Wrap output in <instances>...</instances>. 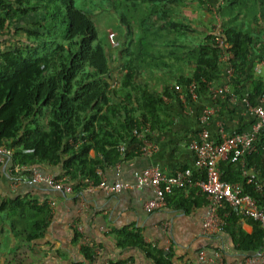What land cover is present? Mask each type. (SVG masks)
Instances as JSON below:
<instances>
[{
	"label": "crops",
	"instance_id": "crops-1",
	"mask_svg": "<svg viewBox=\"0 0 264 264\" xmlns=\"http://www.w3.org/2000/svg\"><path fill=\"white\" fill-rule=\"evenodd\" d=\"M227 5L228 0L223 7ZM233 13L244 14L256 26L264 24L256 12L254 16L244 9ZM231 15L220 19L228 21ZM195 23L197 26L180 30L178 36L183 41L192 35L200 38L196 44L178 48L177 52L171 48L164 55L150 44L144 50L137 42L125 53L133 68L132 81L160 99L155 122L146 123V141L154 148L151 154L143 155L128 143H121L118 148L126 149L125 156L113 164L94 167L97 182H119L125 188L107 192L97 182L84 179L79 191L60 193L42 183L29 182V175L14 172L8 159L0 162V201L19 198L21 203L30 202V206L24 204L8 213L0 211V264H156L155 258L161 262L160 257L165 264H206L198 252L202 250L205 257H210L214 249L220 250L224 264H258L260 245L252 221L234 217L224 222L219 232L207 235L201 228L207 204L197 188L173 190L163 207L147 212L143 204L153 198V191L135 182L134 174L148 166H156L164 173L193 168L188 145L202 129L199 117L205 109L212 111L206 125L211 138H217L220 130L230 134L250 128L252 117L239 102L230 104L226 99L212 98L206 90L197 92L196 98L179 102L171 91L173 84L180 83L179 78L189 76L194 68V59L187 57V52L200 42L207 44L203 40L206 21ZM254 51L249 57L257 64L263 58L260 59L262 50L254 46ZM245 76L235 78L230 88L237 92L250 89L255 77L264 83V75L254 74L250 79ZM112 78L110 81H114ZM222 81L220 66V72L207 82L217 85ZM257 98L254 96L253 104ZM88 155L100 158L92 150ZM43 174L55 173L45 170ZM17 176H21L19 181H15ZM87 185L92 186L90 190ZM124 229L128 236L135 234L147 251L130 244L122 233ZM83 238L87 240L88 257L83 253ZM253 243L258 247H251Z\"/></svg>",
	"mask_w": 264,
	"mask_h": 264
},
{
	"label": "trees",
	"instance_id": "trees-1",
	"mask_svg": "<svg viewBox=\"0 0 264 264\" xmlns=\"http://www.w3.org/2000/svg\"><path fill=\"white\" fill-rule=\"evenodd\" d=\"M13 3L16 8L0 0V33L7 24L26 14V6H31V10L41 7L49 17V24L38 26V29L53 35L57 28V36L62 42L55 43L43 53L11 44L0 48V146L11 152L8 158L11 167L28 164L40 173L51 170L55 178L66 177L71 192H77L83 188L84 179L97 182L95 166L113 164L120 156L126 155V149L118 148L121 143H128L132 149L138 150L140 142L131 131L155 122L160 99L131 81L133 68L129 62L124 66L126 71L119 86L110 88L111 77L102 42L88 14L76 7L73 0H40L34 3L14 0ZM241 9L253 12V16L256 12L259 20L264 19V0H228L227 7L219 16H230ZM117 16L127 41L131 43V28L125 15L118 13ZM230 22H221V36L233 54L230 61L234 70L233 84L235 78L253 77L255 63L251 62L249 55L257 46L262 50L260 59L264 58V40H255L247 30L236 29ZM261 27L264 35V24ZM26 34L37 35V31L26 30ZM212 35L210 42L199 44L187 52V57L191 55L194 59V68L189 76L179 78L182 86L193 81L198 93L205 91L206 82L220 72L219 48L214 42L215 34ZM143 40V36L137 39L141 43L145 42ZM42 49L45 50V43ZM256 78L250 89L233 90L240 96L246 94L251 104L254 96L264 95V83ZM171 91L176 97L173 86ZM117 94L121 95V101L118 105L112 104L110 97ZM40 119L45 121L44 125ZM256 144V150L246 157V163L263 169L264 130ZM89 150L100 158L89 157ZM218 166L223 180L242 182L238 163L225 159ZM193 176L198 177V174L194 171ZM242 189L264 201V195L255 192L250 185H242ZM24 204L30 206V202L21 203L19 198L2 200L0 211L8 213L10 209L23 208ZM234 217L230 211L224 222L228 223ZM253 224L260 245L261 229L255 222ZM122 233L130 244L147 251L135 234L128 236L126 229ZM256 246V243L251 245L253 248ZM83 253L89 256L86 246H83ZM155 262L162 264L156 258Z\"/></svg>",
	"mask_w": 264,
	"mask_h": 264
},
{
	"label": "built area",
	"instance_id": "built-area-1",
	"mask_svg": "<svg viewBox=\"0 0 264 264\" xmlns=\"http://www.w3.org/2000/svg\"><path fill=\"white\" fill-rule=\"evenodd\" d=\"M218 27V26H216ZM109 37L114 39V31H108ZM214 42L219 48L218 62L222 68L223 81L219 84L206 82L205 90L212 98L226 99L230 104L239 102L243 111L252 117L250 128L247 131L232 132L225 134L221 130L217 138H211L206 130L212 111L205 109L199 117L202 129L197 137L188 145L193 154L192 167L175 169L172 173H164L156 166H148L134 174L137 186H149L153 191V198L143 204L145 211L149 212L161 208L166 203V196L173 190L195 187L202 195L207 204V209L202 217V233L213 235L219 232L224 225V218L231 211L235 217L255 222L261 229L260 254L258 264H264V201H259L254 196L246 193L242 185H250L255 192L264 195V168L247 166L246 157L256 150V142L260 133L264 130V95L260 94L255 104H251L246 94L238 95L231 88L233 67L231 60L233 54L230 46L221 36L220 28L214 30ZM255 75H264V59L253 67ZM113 80V79H112ZM114 80L112 84L115 82ZM176 99L179 102L186 101V97L196 98L197 92L194 83L186 86L180 83L173 84ZM146 125L134 128L131 134L140 142L138 150L143 155H150L153 146L146 141ZM11 152L0 146V162L8 159ZM228 159L230 162L240 165L242 182H228L220 177L218 163ZM12 170L20 174H28L29 182L42 183L53 191L60 193L71 192V186L66 182V177L55 178L51 174L40 173L36 167L28 164H16ZM198 177L193 176V172ZM17 176L15 181H19ZM107 192H117L126 187L119 182L107 184L103 180L96 183ZM92 186L87 185L90 190ZM83 246L87 240H81ZM200 260L206 264H224L219 249H214L210 257H205L203 251L198 252Z\"/></svg>",
	"mask_w": 264,
	"mask_h": 264
},
{
	"label": "rangeland",
	"instance_id": "rangeland-1",
	"mask_svg": "<svg viewBox=\"0 0 264 264\" xmlns=\"http://www.w3.org/2000/svg\"><path fill=\"white\" fill-rule=\"evenodd\" d=\"M4 3L11 4L14 8V0H1ZM40 0H29L34 3ZM74 5L80 8L90 17L98 38L104 47L107 57L109 75L113 80L110 81V88L119 86V82L125 73L126 52L129 47L138 45V37L143 36L145 42H142V49L146 50L147 45L157 49L164 55H167L171 48H186L192 44H196L200 38L186 37L181 40L178 36L180 30L192 29L198 23H205L206 35L203 40L210 42L213 37L214 30L220 28L222 32L223 26L221 22L227 19H220V12L226 3V0H73ZM26 5H22L25 7ZM27 12L24 16L17 18L12 24H7L0 33V47L6 45H16L24 50L36 49L43 53L54 46L55 43L62 42L57 35V28L53 35H49L47 31L38 29V26L49 24V17L46 16L41 7H35L31 10V6H26ZM235 12V11H234ZM118 13H123L127 19L131 34L125 37L124 28L119 22ZM192 14H195L194 17ZM229 19L230 25L236 29L247 30L251 37L261 42L264 40L262 27L256 26L245 17L244 14L232 13ZM196 18V19H195ZM218 26V27H216ZM26 30L37 31V35H28ZM108 31H114V39L109 37ZM184 31V32H186ZM56 33V34H55ZM205 34V33H204ZM143 40V41H144ZM172 42H169L171 41ZM45 43V50L42 45ZM202 43V42H200ZM198 43V44H200ZM120 69H117L119 68ZM127 66V64H126ZM188 72H190L188 70ZM133 80V72L130 75ZM134 82V81H132ZM121 95L111 96L112 104H119ZM39 122L44 125L45 121L40 119Z\"/></svg>",
	"mask_w": 264,
	"mask_h": 264
}]
</instances>
